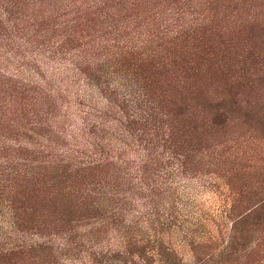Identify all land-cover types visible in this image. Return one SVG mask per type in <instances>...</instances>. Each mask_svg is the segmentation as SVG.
Listing matches in <instances>:
<instances>
[{
  "label": "rangeland",
  "instance_id": "rangeland-1",
  "mask_svg": "<svg viewBox=\"0 0 264 264\" xmlns=\"http://www.w3.org/2000/svg\"><path fill=\"white\" fill-rule=\"evenodd\" d=\"M167 28L183 32L176 40L161 37ZM141 42L140 57L155 52V68L130 67V57H120L124 46ZM74 64L98 85L79 99L72 96L77 87H59L68 84L66 69ZM125 70L133 71L128 80L147 76L158 89L156 100L186 141L185 176L195 178L174 186L171 172L152 168L141 192L131 171L132 206H148L137 210L155 222L172 216L176 229L164 235L181 264H264V0H0V157L10 153L7 147L34 146L56 126L78 128L108 100L118 119L113 83L120 84ZM62 72V84L50 81ZM43 78L50 93L41 89ZM69 93V101L53 100ZM177 107L181 114L172 116ZM219 114L223 127L214 120ZM141 126L131 129L145 132ZM158 134L154 144L162 146L164 133ZM31 203L34 220L57 218L49 199ZM234 230L240 246L227 255ZM111 231L97 238L108 239ZM120 231L121 242L136 236Z\"/></svg>",
  "mask_w": 264,
  "mask_h": 264
},
{
  "label": "trees",
  "instance_id": "trees-1",
  "mask_svg": "<svg viewBox=\"0 0 264 264\" xmlns=\"http://www.w3.org/2000/svg\"><path fill=\"white\" fill-rule=\"evenodd\" d=\"M179 28H167L161 37L172 38L182 33ZM141 44L124 46L120 57L122 60L130 57V67H143L149 62L155 68L158 65L155 52L146 54L148 58L140 57V53L145 54L140 52ZM66 72L71 74L67 77L68 84L59 87H77L72 95L76 99L88 86H98L78 65L67 67ZM130 72L133 71L123 72L126 75L119 79L120 84L113 83L121 101L117 105L118 119L113 116L115 101L108 100L100 110L98 107L93 114H85L78 128L69 129L71 123L67 127L63 124L50 133L43 132L42 141H36L34 146L27 140L25 144L30 147L20 144L6 148L10 153L0 157V264H181L173 240L164 235L166 230L176 229L174 224L170 225L172 216L165 214L167 217L155 222L151 213L137 210L149 207L132 206L135 199L128 194L134 189L126 188V183L133 171L135 187L144 192L149 176L143 175L152 168L171 172L176 179L174 186L195 179L185 176L186 141L182 133H176L175 120L156 100L153 91L158 89L149 83L147 76H136L139 83L134 78L128 80ZM64 74H53L50 81L59 80L62 84ZM46 80L43 78L41 89L45 87L50 93ZM57 93L62 91L57 89ZM71 94L51 98L56 102L69 101ZM172 112V116L181 114L178 107ZM224 116L214 117L220 127L226 124ZM139 124L145 132L132 131L131 126ZM159 131L164 133L162 146L154 144L160 140ZM64 141L67 147L62 145ZM4 145L3 142L1 149L5 150ZM134 153L138 156L132 157ZM200 186L204 189L205 185ZM183 190L189 191V186H183ZM39 196L42 201L47 198L53 203V216L57 218L50 224H41L30 217L35 214L31 202ZM226 209L225 205L220 213ZM199 224L202 225L201 219ZM121 228L128 229L126 234L136 232V236L121 242L116 237L122 235ZM110 230L112 235L108 239L97 238L110 234ZM236 234L234 230L224 250L227 255L240 246ZM192 236L188 233L187 237Z\"/></svg>",
  "mask_w": 264,
  "mask_h": 264
}]
</instances>
